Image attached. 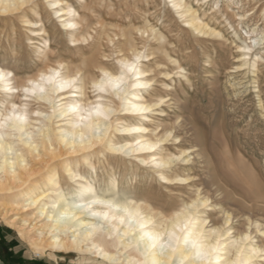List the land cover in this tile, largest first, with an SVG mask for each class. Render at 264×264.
<instances>
[{
  "label": "bare ground",
  "instance_id": "bare-ground-1",
  "mask_svg": "<svg viewBox=\"0 0 264 264\" xmlns=\"http://www.w3.org/2000/svg\"><path fill=\"white\" fill-rule=\"evenodd\" d=\"M39 2L0 0V21L17 17L31 35H40L46 30L41 20L28 17L29 11L39 15ZM170 2L193 33L225 38L187 0ZM47 4L61 18L78 53L54 52L46 39L44 48H38L41 66L23 80L0 62L2 219L29 240L35 253L73 252L80 264H263L264 245L253 236V228L264 235L263 205L239 199L223 184L200 131L190 119H180L181 102L175 103L172 123L165 122L170 114L159 117L166 111L161 104L167 102L155 86L163 72L160 59L145 63L151 54L139 51L129 34H123L132 57L117 55L113 71L110 55L93 49L98 43L82 46L89 23L82 24L81 13L64 0ZM156 28H150L148 37L159 41V49L165 36ZM251 48L244 44L236 49L242 64ZM168 58L189 81L179 60ZM163 74L171 77L170 72ZM90 88L97 92L94 97ZM178 139L173 152L169 142L174 145ZM149 174L155 189L136 188ZM161 189H166V199L156 207L148 200L157 201ZM90 212L107 219L101 224Z\"/></svg>",
  "mask_w": 264,
  "mask_h": 264
},
{
  "label": "rangeland",
  "instance_id": "rangeland-1",
  "mask_svg": "<svg viewBox=\"0 0 264 264\" xmlns=\"http://www.w3.org/2000/svg\"><path fill=\"white\" fill-rule=\"evenodd\" d=\"M39 1V10L41 9L39 15L29 11L28 17L35 21L41 20L40 23L46 29L44 33L40 31V35H31L24 23L17 17L13 20L0 21V27H2L0 28V47L3 45L0 49V62L4 67L13 70L18 80L25 79L27 75L36 74V70L41 66L38 48H44L46 39L49 40L51 49L53 48V51L55 49L54 52L59 50V53L64 54L78 53V50L74 48L75 42L66 33L59 15L55 14L51 7L49 8L47 0ZM66 1L81 13L82 24L89 23L87 25L89 31L85 33L88 38L82 46L98 43L94 45L93 49L110 55L107 62L113 71H117L118 64L115 59L117 55L127 54L132 57V50L124 41L128 34L139 51L151 54L143 59L145 63L151 57L160 59L163 72L157 76L155 86L157 94L166 96L167 102L161 104L160 107L166 111L159 113V117H166V114H170L165 122L172 123L175 120L173 114L175 103L181 102L180 119H190L198 132L203 131V133L199 132V135L217 164V175L224 182L223 184L230 188V191L233 190L231 192L236 197L239 196V199L249 204L252 201H256L258 204L260 202L264 207V193L261 194L264 192V39L257 45L253 44L256 38L264 36V0H187L194 8L198 9L199 13L201 12V15L207 17L206 20L211 23L213 21L212 25L222 30L225 36L222 40L214 37H200L186 28L183 18L175 11L170 0H64V2ZM81 7L83 8L81 9ZM86 10L89 11L86 13ZM151 27H157L156 29L165 36V42L159 49V41L148 37ZM3 28L8 30L5 31ZM254 29L255 31H253ZM17 32L18 34H16ZM29 36L32 37V40ZM15 44L17 47L15 46L14 49L13 45ZM70 44L73 45L70 46ZM244 44L252 45V48L247 51L248 55L244 58L247 62L242 64L243 61H241L237 50L239 45ZM9 49L12 50L9 51ZM87 53L91 55V52ZM88 54L86 55L89 56ZM168 55L179 60L189 81L183 78V72L180 71L178 65L172 64ZM184 58L185 60H183ZM37 61L39 62L37 63ZM164 72H170L171 77L162 76ZM165 84L170 87H166ZM92 89L90 88L88 91L90 96L94 97L97 92ZM195 113L197 114L195 115ZM196 116H199V120ZM180 134L183 135V133ZM179 141L178 139L174 145L169 142L173 152L178 151L175 146L179 144ZM189 145L190 143H187L185 146ZM232 162L234 167L231 166ZM235 169L236 171L241 170V174ZM248 173H253L254 177ZM243 174L248 178L247 184ZM241 175L243 176L240 177ZM149 176L151 174L142 176L135 187L142 191L150 188L155 189L150 185ZM254 179L257 184L254 183ZM166 193V189H161L157 201L150 198L148 201L159 207L160 203L166 199ZM261 204L260 206H262ZM260 215L264 217V213ZM253 229L255 240L264 245V235L256 233V229ZM27 240L20 236L16 229L10 227L0 215V253H2V255L0 254V264H80L73 252H57L54 256H49V251H46L47 254L39 255L34 252ZM261 262L264 264V260Z\"/></svg>",
  "mask_w": 264,
  "mask_h": 264
},
{
  "label": "snow or ice",
  "instance_id": "snow-or-ice-1",
  "mask_svg": "<svg viewBox=\"0 0 264 264\" xmlns=\"http://www.w3.org/2000/svg\"><path fill=\"white\" fill-rule=\"evenodd\" d=\"M96 203L99 204V203H102V202L97 201ZM202 206H204V205H202ZM88 215L95 216L97 218L98 222L101 223V224H103V222L107 219L106 214L105 215H101L100 213L90 212V213H88Z\"/></svg>",
  "mask_w": 264,
  "mask_h": 264
},
{
  "label": "crops",
  "instance_id": "crops-1",
  "mask_svg": "<svg viewBox=\"0 0 264 264\" xmlns=\"http://www.w3.org/2000/svg\"><path fill=\"white\" fill-rule=\"evenodd\" d=\"M2 255V253H0ZM3 263V262H2Z\"/></svg>",
  "mask_w": 264,
  "mask_h": 264
}]
</instances>
